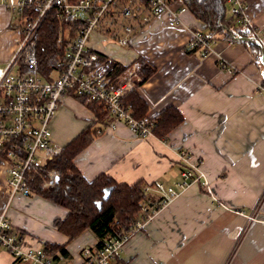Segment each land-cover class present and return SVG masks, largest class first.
Wrapping results in <instances>:
<instances>
[{"label": "crops", "instance_id": "0c3cea01", "mask_svg": "<svg viewBox=\"0 0 264 264\" xmlns=\"http://www.w3.org/2000/svg\"><path fill=\"white\" fill-rule=\"evenodd\" d=\"M241 3L252 37L258 33L263 49L219 36L208 56L192 51V33L205 29L182 0L162 15L144 12L129 20L134 32L128 48L113 35L114 42L109 41L104 27L91 37L94 51L127 67L116 85L127 81V73L137 83L141 60L153 68L154 74L136 85L149 118L157 120L173 107L184 122L164 138L138 137L124 123L108 131L112 117L102 125L87 106L68 95L51 122L53 145L62 149L86 128L102 129L74 161L89 181L107 175L120 184L158 181L175 187L190 168L185 154L199 165L198 181L133 235L112 264H264V0ZM142 17L150 19L142 23ZM16 28L14 15L1 10L0 31ZM6 178V172L0 173V211ZM149 192L161 197L153 187ZM67 215V209L35 194L15 196L8 211L24 249H42L46 243L66 246L68 255L57 254L58 263L82 264L84 250L95 249L98 239L87 231L69 241L55 226L56 219ZM0 264L24 263L0 250Z\"/></svg>", "mask_w": 264, "mask_h": 264}, {"label": "built area", "instance_id": "2783aa9c", "mask_svg": "<svg viewBox=\"0 0 264 264\" xmlns=\"http://www.w3.org/2000/svg\"><path fill=\"white\" fill-rule=\"evenodd\" d=\"M170 1L0 0V11L6 10L16 15L20 22V26L16 28L19 36L15 39L12 54L6 63L0 66V173H7V178L3 181L6 200L0 211V250L7 251L16 261L24 264H56L53 257L42 249L23 248L21 239L8 218V211L15 196L32 195L31 176L44 171L47 178L45 185L56 181L58 173L53 170L45 171L44 165L61 150L53 145L51 122L64 97H83L88 102L102 104L114 119L108 126V131L114 130L117 123H124L138 137L144 138L153 134V128L158 121L148 116L138 120L122 103L124 95L137 88L133 74L127 73V81L124 83L110 85L96 67L98 54L91 48L90 40L97 28L104 27L110 36L116 37L121 46L128 48L134 32V27L128 24V21L138 19L144 12L152 16L162 15L171 9ZM228 3L231 6V14L241 16L246 24V8L241 0H228ZM53 10H57L61 19H85L86 26L70 46L65 58L56 63L57 73L49 81L39 70L35 38ZM183 11L185 9L181 10ZM149 17H142V23H147ZM119 18L125 19L127 23L120 25ZM170 24L175 25L177 21ZM114 26L120 27L124 36L115 34ZM257 34L254 37L261 41ZM212 45L213 42L202 31L192 33L189 42L192 51L206 57L210 54ZM220 66L226 68V63L221 61ZM184 156L190 168L182 172V179L175 187H167L158 181L153 184V188L162 197L158 208L149 210L142 206L143 216L139 221L121 236L108 238L100 249H85L82 264H112L121 257L124 246L133 235L141 231L159 210L198 181L195 170H198L199 165H194L193 157L186 154ZM150 188L152 187H148L146 192Z\"/></svg>", "mask_w": 264, "mask_h": 264}, {"label": "trees", "instance_id": "16d2710c", "mask_svg": "<svg viewBox=\"0 0 264 264\" xmlns=\"http://www.w3.org/2000/svg\"><path fill=\"white\" fill-rule=\"evenodd\" d=\"M75 1L77 0H70V2ZM177 1L179 0H171L170 3L173 4ZM182 1L204 26V33L212 42L221 37L231 41H236V37L239 36L252 37V28L243 23L241 16L230 13L228 0ZM85 26V19L74 17L61 19L57 15V10L49 13L35 38L39 70L47 80H52L56 75V63L65 58L70 46ZM243 44L247 43L243 42ZM248 46L258 51L257 47L250 44ZM97 54L96 67L107 78L109 84L116 85L121 82L126 75L127 67L106 56ZM138 74L140 80L136 84L141 85L154 74V70L141 60ZM74 98L87 106L95 114L100 124L106 125L110 122L108 120L111 116L102 104L88 102L83 97L74 96ZM122 103L131 110L134 118L141 120L148 116L149 107L136 90L125 94ZM156 121L158 124L153 128V134L164 138L184 122V117L177 109L170 107L163 111ZM99 130L102 129H94L92 126L86 128L64 146L52 160L45 163V171L53 170L58 173L57 181L45 185L47 178L44 171L30 177L32 194L39 195L68 210L65 219L55 220L57 230L67 236L69 241H73L89 231L98 239L95 249H100L108 238L119 237L126 233L130 226L143 216L142 206L151 210L158 208L162 201V197L154 192H146V189L153 185L144 181L127 185L120 184L107 175H100L93 181L84 177L74 161L95 140ZM107 188H113V191L109 199L105 201L103 197ZM99 201H102L100 207L98 206ZM14 231L19 234L15 229ZM42 250L52 256L56 264H59L57 254L68 255L66 246L56 244L46 243Z\"/></svg>", "mask_w": 264, "mask_h": 264}, {"label": "rangeland", "instance_id": "374dc122", "mask_svg": "<svg viewBox=\"0 0 264 264\" xmlns=\"http://www.w3.org/2000/svg\"><path fill=\"white\" fill-rule=\"evenodd\" d=\"M243 7L245 8L246 6L243 5ZM230 10H231V7H230ZM230 13H231V11H230ZM246 17H247V15H246ZM17 18L18 17H16V15H14V25L16 27H19L20 22ZM118 22L120 25L127 23V21L123 18H119ZM249 23L250 22L248 20V22H246V25H248ZM10 31H8V32L0 31V66L4 65L6 63V61L10 58V56L12 54L10 48H11V46H12V48H14L15 39L19 36V32L17 30H10ZM99 31H101L100 28H97L94 33H99ZM113 32L115 34L121 36L120 27L114 26ZM109 37H110V35H109ZM108 40L114 42L115 39L113 36H111V38H109ZM68 106L71 107V109H73V110H77V112H78V109H76V107H77L76 105L68 104Z\"/></svg>", "mask_w": 264, "mask_h": 264}, {"label": "water", "instance_id": "95a60500", "mask_svg": "<svg viewBox=\"0 0 264 264\" xmlns=\"http://www.w3.org/2000/svg\"><path fill=\"white\" fill-rule=\"evenodd\" d=\"M236 41L246 42V43H248L250 45L257 46V47L263 49L262 44L259 41L257 42L255 37L244 38V37L239 36V37H236ZM260 61H261L262 66H263L262 75L264 77V53H262V55L260 57ZM58 179L59 178L57 177L56 180H58ZM112 191H113V188H107L105 190V194H104L103 200L107 201L109 199ZM101 204H102V201H99L98 202V206L100 207Z\"/></svg>", "mask_w": 264, "mask_h": 264}]
</instances>
